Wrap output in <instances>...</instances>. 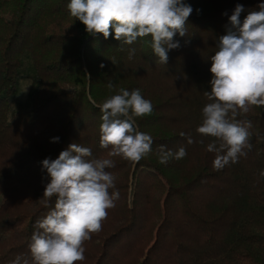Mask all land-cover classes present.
Instances as JSON below:
<instances>
[{
  "label": "trees",
  "instance_id": "1",
  "mask_svg": "<svg viewBox=\"0 0 264 264\" xmlns=\"http://www.w3.org/2000/svg\"><path fill=\"white\" fill-rule=\"evenodd\" d=\"M184 2L193 8L187 35L177 33L180 47L162 64L150 36L121 47L114 33L90 36L71 17L70 0H0V264L30 257L34 225L54 208L56 197L47 205L43 198L50 179L42 161L73 143L106 156L100 105L119 88L140 89L152 102V114L137 118L152 151L138 163L112 158L110 191L120 198L76 264H264V107L237 117L251 121V148L223 170L206 150L214 138L196 131L209 103L210 57L229 17L241 4L242 22L264 0ZM22 79L30 82L24 101L16 99ZM160 145L187 155L161 165Z\"/></svg>",
  "mask_w": 264,
  "mask_h": 264
},
{
  "label": "clouds",
  "instance_id": "2",
  "mask_svg": "<svg viewBox=\"0 0 264 264\" xmlns=\"http://www.w3.org/2000/svg\"><path fill=\"white\" fill-rule=\"evenodd\" d=\"M71 17L79 20L90 36L102 34L123 45H132L137 38L150 36V46L158 62L166 64L168 52L180 44L174 37L187 35V21L193 12L184 0H70L67 5ZM258 10H249L241 22L243 5L237 4L229 17L230 28L219 37L214 55L210 57L212 78L210 91H205L207 103L202 109V124L196 131L214 138L206 150L215 153L212 167L223 170L246 156L251 148L250 120L237 117L249 113L253 106L264 107V3ZM199 11V10H197ZM227 15V13H225ZM128 51V59L135 55ZM103 67V65H101ZM109 91H116L108 82ZM99 146L106 156H93L88 147L69 145L56 159H44L50 182L45 186V203L56 197L54 208L36 221L29 244L30 257L18 255L10 264H76L83 262L84 244L102 230L108 210L120 198L115 175L108 171L115 167L113 157L138 163L152 151L150 134L138 130L137 118L153 112L152 102L140 89L119 88L100 105ZM186 134L180 133L181 137ZM58 143L59 137L50 141ZM194 141L187 137L190 145ZM203 143V141H200ZM158 162L167 165L187 155L181 146L173 151L160 145ZM264 177V170L260 172Z\"/></svg>",
  "mask_w": 264,
  "mask_h": 264
},
{
  "label": "rangeland",
  "instance_id": "3",
  "mask_svg": "<svg viewBox=\"0 0 264 264\" xmlns=\"http://www.w3.org/2000/svg\"><path fill=\"white\" fill-rule=\"evenodd\" d=\"M30 87V82L26 79L20 80L19 92L17 94V100L24 101L26 100L27 93Z\"/></svg>",
  "mask_w": 264,
  "mask_h": 264
}]
</instances>
